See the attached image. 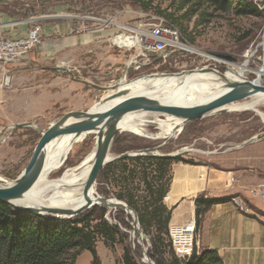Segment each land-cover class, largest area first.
Masks as SVG:
<instances>
[{
  "label": "rangeland",
  "instance_id": "1",
  "mask_svg": "<svg viewBox=\"0 0 264 264\" xmlns=\"http://www.w3.org/2000/svg\"><path fill=\"white\" fill-rule=\"evenodd\" d=\"M246 1L254 6L256 2L259 3L261 9L256 7L254 14L235 15L233 13L214 14L205 7L196 9L191 4H183L182 0H0V37L15 38L5 36L18 29L24 30L26 34L34 25H38L42 31L43 27L57 22H68L71 25L70 33L75 35V33H84L85 24L86 32L101 30L114 32L109 40L110 52L114 56L123 55V61L130 62L124 74L127 82L146 76H171L200 69H207L215 75L226 77L229 71L235 70L245 62L249 72L245 75L243 82L246 80L257 82L255 72L264 60L262 47L264 0ZM150 16L161 17L172 24L190 46L191 52L163 60L154 54L142 53L138 48L120 49L113 44L114 36L120 32L117 25L135 28ZM40 39L43 43L41 32ZM51 40L50 43L45 41L44 46L62 45L63 39H60L58 43L55 42L56 39L51 38ZM41 44L32 48L21 59L0 67V186L17 180L28 166L41 133L51 123L57 122L69 112L84 111V108L90 109L102 97L109 95V92L115 89L123 77L124 66H120V69L116 71L117 62L102 64L105 62L104 59L97 60V57L85 60L84 48L73 54L59 53L53 59H49L51 56L42 59L46 56L40 48ZM117 45L128 46L129 44ZM23 59L33 60L34 67L64 66L70 69V78L80 83L86 81L90 83L91 88H84L82 83L78 91L72 90L71 98L63 104H55L37 115L35 114L37 111L30 108L33 104L31 93L34 79L32 73L20 74L19 70L15 69L16 66L11 65ZM132 62H136L139 68L137 69ZM193 76L199 79L210 78L209 75L196 74ZM37 79L36 85L42 86L50 81L48 76ZM261 85H264V76L261 78ZM45 87L51 91L52 87ZM84 91L88 92L87 97L89 96L90 100L85 106ZM255 100L257 99L240 98L236 100V97H226L228 107H230L225 112L188 122L169 140L155 138L162 129L154 124L142 126L139 130L142 132L140 134L119 133L113 140L110 152L112 155H120L114 151L116 149L122 153L135 154L141 150L158 146H161L158 153L162 155L185 150L177 155L184 161L224 172L249 168L253 170L262 161L261 166L259 165L261 170L258 169V171L260 175H264V138L241 145L250 138L264 133L262 120L264 101L259 100L254 109L245 106ZM154 119L161 122L165 120L164 117L157 115H148L145 118L148 121ZM27 124L30 126H20ZM93 140V136L76 139L69 153L70 146L65 149L58 164L48 174L46 180H56L63 171L75 166L92 149ZM175 165L191 164L172 162L167 174L169 186ZM98 186L96 180L95 190L100 195L97 190ZM103 188L110 191L118 189L113 188L111 184H104ZM108 198L114 199L113 196ZM234 198L244 202L245 208L252 209L241 197L234 196ZM256 214L258 217H264L262 212H256ZM105 219L109 224L119 226L126 237L119 238L112 248L106 246L101 239H98L97 243L102 242L106 246L115 258L116 264H122L124 247L130 249L137 264H142L140 259L143 258L144 251L149 257L151 237L154 231L149 235L142 232V240H140L139 231L131 226V217L126 216L121 209L107 211ZM130 234L133 237V248ZM169 240L172 241L171 237ZM76 264H90L89 253H82Z\"/></svg>",
  "mask_w": 264,
  "mask_h": 264
},
{
  "label": "trees",
  "instance_id": "2",
  "mask_svg": "<svg viewBox=\"0 0 264 264\" xmlns=\"http://www.w3.org/2000/svg\"><path fill=\"white\" fill-rule=\"evenodd\" d=\"M196 9L205 7L214 14H254L256 7L246 0H182ZM117 154L122 152L114 150ZM172 162H184L180 156H133L106 164L97 175L98 193L113 196L135 211L141 229L151 237L150 259L155 264H222L214 249L197 246L205 213L216 204L230 203L234 196L208 198L204 194L194 200V238L188 258H178L169 240L171 209L163 204L168 192V168ZM104 184L113 188L106 190ZM107 209L94 206L70 218L41 217L19 211L0 202V264H76L84 252L91 255L90 264H101L96 251L98 239L112 248L126 234L105 219ZM124 227L128 228L127 225ZM167 240V241H166ZM122 264H137L128 247L123 248Z\"/></svg>",
  "mask_w": 264,
  "mask_h": 264
},
{
  "label": "crops",
  "instance_id": "3",
  "mask_svg": "<svg viewBox=\"0 0 264 264\" xmlns=\"http://www.w3.org/2000/svg\"><path fill=\"white\" fill-rule=\"evenodd\" d=\"M70 30L71 25L68 22H57L42 28L43 43L40 48H42L43 55L46 56L42 59H47L50 56L49 59H53L59 53L73 54V52L84 48L85 60L97 57V60L104 59L105 62L102 64L117 62L116 71L120 69V66H124L123 69L129 66L128 63L130 64V62L123 61V55L114 56L110 52L109 40L114 33L113 31H84V33L72 35ZM24 34V30L18 29L7 33L5 37H19ZM51 38L56 39L55 42L57 43L63 39L62 45L56 44L54 47H45V41L50 43ZM33 63V60L23 59L11 65L16 66L15 69L19 70L20 74L32 73L34 79L31 93L33 104L30 108L35 109L37 115L55 104H63L71 98L72 90L78 91L82 83L84 88H91L90 83L86 81L80 83L74 78H70V69L64 66L43 65L34 67ZM55 67H62L65 71L52 70ZM45 76L50 78L45 86L52 87L51 91H48L49 89L45 86L36 85L37 78L41 79ZM131 83L132 81L127 82L125 79L120 80L117 87L109 92V95L114 94L118 87L119 91L130 88L135 91L136 86L131 85ZM87 94L88 92L84 91V106L90 101ZM86 109L84 108V111ZM260 163L253 170L249 168L225 172L201 165L174 166L172 180L163 199V204L171 209L168 230L178 254L184 256L190 254L195 225L194 200L197 196L201 194L208 198L239 196L253 210L249 208L248 213H243L232 203L213 205L203 217L198 233L199 246L216 250L222 259V264H264V224L261 217L256 214V212L264 213V202L252 197L249 193L251 189L257 187L264 190V175H260L258 171V169L261 170ZM96 251L101 264H116L115 258L102 242L96 243ZM89 256L91 263L90 253Z\"/></svg>",
  "mask_w": 264,
  "mask_h": 264
},
{
  "label": "bare ground",
  "instance_id": "4",
  "mask_svg": "<svg viewBox=\"0 0 264 264\" xmlns=\"http://www.w3.org/2000/svg\"><path fill=\"white\" fill-rule=\"evenodd\" d=\"M114 42L117 44L128 43L130 45V41L125 39L124 36L115 39ZM262 47L264 50V36ZM248 72L247 63L245 62L244 64L239 65V67L235 70L229 71L225 78L226 81L231 83H244L243 81L245 80V75ZM196 74L209 75L210 78L199 79L193 76ZM213 75L215 77H211ZM255 75L258 81L254 82V84L257 86L261 85V78L264 76V60L262 65L255 72ZM224 82L225 81L218 75L211 72L206 73L196 70L193 72H186L171 76L153 75L143 77L142 79H135L131 83V85L136 86L135 91L131 88L126 90L121 89V91H127V97L134 99V101L128 105L129 107L159 104L162 106H171L181 109H193L200 103L214 97L220 92L225 91L222 87ZM117 91H119V87ZM227 97H236V95L230 93ZM249 98L257 99L245 105L249 109H254L257 106L258 101L262 100L260 96H253ZM124 99L126 98L121 97L111 100L104 105V108L113 107L122 102ZM229 107L225 97L218 102V104L212 109L211 113L216 114L223 111L225 112V110ZM148 115L159 116V114L154 112H137L122 117L118 124L120 133L129 132L132 134H140L142 132L139 130L142 126L154 124L159 129H162V131L155 136V138L169 139L175 132H178L181 129V122L173 120L170 117L166 118L162 122L156 121L155 119V121H148L145 120ZM262 120L264 122V117H262ZM92 130L93 129L85 130L78 138L82 139L85 136H91L90 133ZM78 138H74L73 136H63L52 140L48 144L40 163L38 180L22 199L13 202L15 205L27 206L35 204L38 206L58 208L62 210H74L84 205V190L94 161L96 137L93 140L92 149L75 166L63 171L60 177L56 180H46L48 174L58 164V161L65 149L70 146L68 150L69 153ZM7 185L12 184L8 183ZM94 191L95 189L92 187L89 191L90 199L94 196ZM133 228H136L140 233L137 226H134ZM131 238L133 239L132 235ZM141 260V262H146L144 256Z\"/></svg>",
  "mask_w": 264,
  "mask_h": 264
},
{
  "label": "water",
  "instance_id": "5",
  "mask_svg": "<svg viewBox=\"0 0 264 264\" xmlns=\"http://www.w3.org/2000/svg\"><path fill=\"white\" fill-rule=\"evenodd\" d=\"M126 68L124 69L122 79L125 78L124 74L126 73ZM52 70L65 71V69H63L62 67H55L52 68ZM199 71L206 73L210 72V70L207 69H200ZM218 76L225 81L222 85L225 91L216 94L214 97L200 103L197 107L193 109H181L171 106H162L159 104L129 107L128 105H130L132 101H134V99L127 97V91H116L112 95H108L105 98H101L93 107L86 111H72L67 113L57 122L51 123L49 127L41 133V137L36 145L35 151L28 166L24 169V171L17 178V180L12 182V185L6 184L4 186H0V202L7 203L11 205L14 209L19 211H29L41 217H53L58 219L73 218L85 212L86 210L91 209L94 206L104 207L108 211L121 209L126 216L131 217V226H137L141 234L143 230L140 227L137 214L127 204L115 198H103L97 194L96 190L94 191V196H92V199H90L89 191L92 187H94L95 189L96 178L99 171L106 164L127 157H133L138 155L174 157L179 155L183 151L180 150L174 154L162 155L158 153V150L161 148V146H158L155 148L141 150L135 154L122 153L120 155H112L110 152L111 145L115 136L120 133L118 129V124L122 117L128 114L137 112H154L159 114V116L164 117L165 119L170 117L173 120L181 122L182 128L186 123L190 121L202 119L206 116L212 115V109L218 104L220 100L227 97L230 93L236 95V100L240 98L260 96L264 101V85L257 86L254 84V81L251 82L248 80H246V82L244 83H231L229 81H226L224 75ZM116 87L117 85L115 86V88ZM121 97H125L126 99H124L122 102L118 103L113 107L104 108V105L107 102ZM20 126L27 127L30 125L27 124ZM88 129H93L90 135L93 136V139L95 137L97 139L94 150L93 165L84 190V205L74 210H62L58 208L38 206L35 204L27 206L15 205L13 202L22 199L38 180L40 172V163L42 161L48 144L52 140L61 138L63 136H73L74 138H78L82 134V132ZM262 138H264V133L250 138L241 145H246L254 141H259ZM130 240L133 248V239L131 238V235ZM140 240H142V235L140 237ZM144 257L146 259V262H141L142 264H155L153 261L150 260L145 251ZM140 261L142 260L140 259Z\"/></svg>",
  "mask_w": 264,
  "mask_h": 264
},
{
  "label": "built area",
  "instance_id": "6",
  "mask_svg": "<svg viewBox=\"0 0 264 264\" xmlns=\"http://www.w3.org/2000/svg\"><path fill=\"white\" fill-rule=\"evenodd\" d=\"M255 7L261 9L259 3H255ZM86 25L84 24V31ZM120 32H118L113 39V44L122 49L131 50L134 48L140 49L142 53H151L157 56L159 59L166 60L171 56L183 55L191 52L190 46L182 38L179 31L165 19L161 17H148L145 22L139 23L137 27L130 28L124 25H117ZM40 27L34 25L31 27L26 34L23 36L15 38H3L0 37V67L15 62L22 57H24L32 48L39 46L42 41L40 39ZM124 36L125 39L130 41L128 46H118L114 40ZM135 67L138 69L139 65L136 62ZM252 197H256L260 201L264 202V190L261 187L251 189L249 191ZM232 204L243 213H248L249 209L245 208L244 202H240L237 198L232 199ZM262 223L264 224V217L261 218ZM195 228V225H194ZM169 235L172 239V236L169 232ZM193 238H194V229H193ZM190 254L184 256L178 254L175 251L174 241L172 239V244L174 247V252L178 258L184 259L188 258L192 252V243Z\"/></svg>",
  "mask_w": 264,
  "mask_h": 264
}]
</instances>
